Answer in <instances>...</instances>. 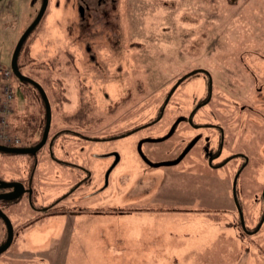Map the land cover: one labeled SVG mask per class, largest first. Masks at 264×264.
Segmentation results:
<instances>
[{
  "label": "rangeland",
  "instance_id": "rangeland-1",
  "mask_svg": "<svg viewBox=\"0 0 264 264\" xmlns=\"http://www.w3.org/2000/svg\"><path fill=\"white\" fill-rule=\"evenodd\" d=\"M40 4L0 0V64L9 66ZM18 63L46 94L49 134L34 154L0 152V179L20 181L30 168L39 207L58 215H39L35 227L14 222L12 201L17 237L37 227L49 238L26 252L13 240L0 264H264V224L246 233L264 216V0H48ZM12 87L8 132L38 139L42 99L14 75ZM202 101L196 125L238 121L213 163L231 151L245 160L207 166L217 134L186 122ZM188 141L190 157L180 160ZM134 220L142 221L137 240Z\"/></svg>",
  "mask_w": 264,
  "mask_h": 264
},
{
  "label": "crops",
  "instance_id": "crops-1",
  "mask_svg": "<svg viewBox=\"0 0 264 264\" xmlns=\"http://www.w3.org/2000/svg\"><path fill=\"white\" fill-rule=\"evenodd\" d=\"M29 169H27L26 175L19 182H21L23 184L25 189H32L31 194L29 195L26 192L25 194H22L17 199H15V198L13 200L6 199V201H2L1 200L0 201V208L7 215V217L10 220V215H9L10 209H9L8 206L13 204L12 201L16 200L15 203H14V206L18 207L20 209V212L18 210L15 211V213L13 211H11L12 215H13V219L11 218L12 221L13 220H14V222L21 221V222H25V223L26 222H28V223L34 222L33 225L35 227L36 225L40 224V222H39L40 221L39 220L40 216H42V217H45V216H57L58 214L50 215L46 211L47 208L39 207L40 205H44V200H43L44 199V195L41 192V184H39V178L35 179L34 175L29 171ZM7 181H16V180L15 179H11V180H7ZM72 186L73 185L69 184V188L68 189H70ZM71 192H73V191H71ZM76 192L77 191H74L73 194H70V196H74V193H76ZM39 195H42V196L40 197ZM71 201H72V198L70 199V205H69L70 208H72L74 206H79V205H77V202H78L77 198H73V201L72 202ZM43 207H45V206H43ZM62 216H63L62 221H66V216L65 215H62ZM67 216H71V215H67ZM42 221H45V219H43ZM134 224H135V229H134L135 232H134L133 237H134L135 240H137L138 239V235L137 234H138V230H139V228H138L139 226L138 225L142 224V221L139 222L138 220H134ZM4 228L5 227L0 222V238H1V240L5 236ZM136 228H137V231H136ZM40 230H42V229H39L37 227L35 228V230H32V232L28 231V230L25 231V230L22 229V231L20 232L21 233L20 236H18V237L14 236V237H16V239L13 237V239H14L13 246L16 248V250L20 249L23 252H26L25 250H31V249H36V251H39V249L41 247H34L33 245L41 246L42 243L44 244L45 240L49 238V235L46 236V234L43 233V232H42L43 234H41L39 232ZM36 231H38V232H36ZM61 234L63 236L65 235V233L64 234L61 233ZM62 235H61V237H62ZM67 237H69V236H67ZM139 250H141V249H139ZM24 254L27 255L26 253H24ZM155 264H157L156 261H155Z\"/></svg>",
  "mask_w": 264,
  "mask_h": 264
},
{
  "label": "water",
  "instance_id": "water-1",
  "mask_svg": "<svg viewBox=\"0 0 264 264\" xmlns=\"http://www.w3.org/2000/svg\"><path fill=\"white\" fill-rule=\"evenodd\" d=\"M47 2L48 0H42L40 9L37 15L35 16L34 20L30 23V25L23 31L22 35L20 36L19 40L17 41L15 45V48L12 52L11 59H10V68L12 70L13 75L17 77L19 80L32 85L38 91L44 103L45 124H44L43 132H42V137L36 145L31 146V147H6V146L0 145V152H3V153H11V154H18V155L34 154L44 146V144L46 143L47 137H48V131H49L50 119H51V111H50V105L46 97V94L43 88L36 81L23 75L18 69V65H17L18 53L24 41L26 40L27 36L30 34V32L34 29V27L41 20L45 12ZM26 191H28V193L31 192V190H26L23 187L22 183L19 181H5V180L0 179V201L6 200V199L18 198ZM0 219L3 221L6 227V239H5V242L0 246V254H2L10 247L12 243L13 226L11 224V221L9 220L7 215L1 210V208H0Z\"/></svg>",
  "mask_w": 264,
  "mask_h": 264
},
{
  "label": "flooded vegetation",
  "instance_id": "flooded-vegetation-1",
  "mask_svg": "<svg viewBox=\"0 0 264 264\" xmlns=\"http://www.w3.org/2000/svg\"><path fill=\"white\" fill-rule=\"evenodd\" d=\"M41 3H42V0H41ZM40 6H41V4H40ZM40 9V8H39ZM39 9H38V11H39ZM35 28V27H34ZM196 71H199V70H196ZM211 92H212V86L211 87H208V95H210L211 94ZM221 93H219V95H220ZM218 95V94H217ZM218 95V96H219ZM203 103V101L201 102V103H198L197 105H196V107L195 108H193L191 111H190V115L187 117V119H186V122H187V124L188 125H190V126H192V127H196V128H199V129H202L203 127H206V128H211V129H214L215 130V133L217 134V140H216V144H217V149L214 151V152H211V153H209V156H208V159L206 158V156H201V159L202 160H200L198 163H202L203 165H205V162H206V159H207V166L209 167V168H211V169H218V168H223L225 165H227L228 163H230L229 161H235L236 159H238V158H241V157H243L242 155H245L244 153H243V151H235V153H232V151L230 152V155L229 156H227V157H224V158H222V159H220V160H223L222 162H220V163H213V160L214 159H219L220 157H221V154H222V152H223V150L225 149V144H226V140L228 139V136H230L231 134H232V137H233V140L235 139V137L233 136V133H231L232 131H231V127H232V125L234 126L236 123H238V121L235 119V120H231V122H230V119H228L227 121H225L224 119H222V121H221V119H220V122H218V123H215V124H213V125H207V126H203V125H199V124H195V121L194 122H192V117L193 116H195L197 113H198V111H199V107L201 106V104ZM242 107V109H241V111L242 110H248L244 105H242L241 106ZM218 110H220L219 108H218ZM220 114L222 115V116H224V114H222V110L220 111ZM227 116V115H226ZM156 122L157 121H155L154 123H153V125H155L156 124ZM230 129V130H229ZM42 132H43V130H42ZM13 134H16V133H13ZM48 134H49V131H48ZM124 136H127L126 134H122V136H120V137H124ZM41 137H42V135H41ZM164 137V135L163 136H160V137H150V136H147L146 138H144L146 141H149V142H151L152 140H160L161 138H163ZM227 137V138H226ZM20 139H21V145L25 142V141H31V140H33V139H29L26 135L25 136H20ZM41 139V138H40ZM89 139H91V138H89ZM100 139V138H99ZM194 139H197V141H200V138H197V137H194ZM151 140V141H150ZM206 141H208V138H206L205 139ZM205 140H204V142H205ZM40 141V140H39ZM47 141V140H46ZM193 145H195V144H193ZM34 146V145H33ZM24 147H31V146H24ZM43 148V147H42ZM41 148V149H42ZM40 149V150H41ZM193 149V146H191V142L190 141H188V143L185 145V147L183 148V153H182V157L180 158V160H183V159H189V157H190V152H191V150ZM39 150V151H40ZM202 150L204 151V155H206V150H209L208 148H207V146L206 147H203L202 148ZM211 154V155H210ZM112 157H113V159H111V161H112V164H113V162L115 163H117L118 162V157H114V154L112 155ZM232 157H234V158H232ZM244 158V160H245V157H243ZM179 160V161H180ZM247 160V159H246ZM243 163H244V161H243ZM151 164V163H150ZM152 165V164H151ZM240 166V165H239ZM238 166V168H239V170L242 168V171L244 170V167H239ZM79 170L81 171H83L84 173H86L85 174V176L86 175H88V172L86 171L87 170V168H79ZM238 170V171H239ZM107 171H108V168L106 169V171L104 172V175H106L105 177H104V175H103V184H104V182H105V184L107 185V183H108V175H109V173H107ZM111 172V171H110ZM239 174V173H238ZM85 176H84V178H85ZM87 177V176H86ZM84 178H81L79 181H80V184L77 186L78 188H80V187H82L83 186V184H86L87 182H89V180H85ZM78 181V182H79ZM77 184V183H76ZM89 184V183H88ZM23 185V184H22ZM24 187V186H23ZM103 187L104 186H102V189H103ZM25 188V187H24ZM26 190H31L32 191V189H26ZM70 190H72L71 188H70ZM27 193H28V191H26ZM25 192V193H26ZM25 193H23V194H25ZM29 195L31 194V192L30 193H28ZM70 194H73V192H70L68 195H70ZM239 204H237L236 202H235V207L237 208V206H238ZM263 208H264V200H263ZM241 211V210H240ZM63 213H64V211H63ZM263 215H264V212H263ZM239 218H240V220H243V218H244V216H243V214H242V216H239ZM261 220H260V222H259V224H258V227H257V230H255V231H251V232H246V233H248V234H252V233H254V232H256V231H258L259 230V227H262V225L264 224V216L263 217H261L260 218ZM13 231H14V228H13Z\"/></svg>",
  "mask_w": 264,
  "mask_h": 264
},
{
  "label": "built area",
  "instance_id": "built-area-1",
  "mask_svg": "<svg viewBox=\"0 0 264 264\" xmlns=\"http://www.w3.org/2000/svg\"><path fill=\"white\" fill-rule=\"evenodd\" d=\"M14 90L12 87V72L9 67L0 64V145L6 147H17L21 139L17 134H9L10 128L8 116L12 112L14 101Z\"/></svg>",
  "mask_w": 264,
  "mask_h": 264
},
{
  "label": "trees",
  "instance_id": "trees-1",
  "mask_svg": "<svg viewBox=\"0 0 264 264\" xmlns=\"http://www.w3.org/2000/svg\"><path fill=\"white\" fill-rule=\"evenodd\" d=\"M38 25V24H37ZM33 31V30H32ZM31 31V32H32ZM30 32V33H31ZM29 36V35H28ZM27 36V37H28ZM27 39V38H26ZM26 42V40L24 41V43ZM24 43H23V45H24ZM23 45H22V47H21V49H20V51H19V53H18V57H17V65H18V69L20 70V67H19V63H18V60H19V57H20V55H21V52H22V49H23ZM185 77H183L182 79H180L177 83H179V82H181L183 79H184ZM23 82V81H22ZM24 83H26V82H24ZM42 105H44V103H42ZM43 108H44V114H43V117L45 116V106H43ZM43 128H41V130H42ZM30 131H32V130H23L22 131V133L23 134H25L26 136H27V134H29V132ZM41 135H42V131H41V133H40V136L38 137V139H34V140H31V141H25L23 144H22V146H33V145H36L38 142H39V140H40V138H41ZM85 179V178H84ZM80 184V181L79 182H77V184H74V186H72L71 187V189L72 190H70V189H68V194L71 192V191H73L74 192V189H75V191L76 190H79V188L77 187L78 185ZM67 194V195H68ZM66 194L65 195H63V197L62 198H65L66 196H67ZM75 207H77L78 208V206H74V207H72V208H75ZM239 205L237 206V209H239ZM71 208V209H72ZM240 210V209H239ZM74 213H76V211H74ZM71 216H73V214H71ZM239 216H242L241 215V213H240V211H239ZM237 219H239L240 220V218H237ZM242 224V226H240V227H243V229L246 231L247 229H246V225H245V221H244V218H243V220H240V225ZM103 230V229H102ZM104 231V230H103ZM16 233H17V231L16 230H14V236H17L16 235ZM65 237H67L68 236V233H65V235H64ZM5 237H6V233H5ZM106 237H107V234H102V235H98L96 238L97 239H102V240H106ZM15 239H16V237H14ZM14 240V239H13ZM13 243V242H12ZM8 250V249H7ZM125 263V262H124ZM127 264V263H126Z\"/></svg>",
  "mask_w": 264,
  "mask_h": 264
}]
</instances>
